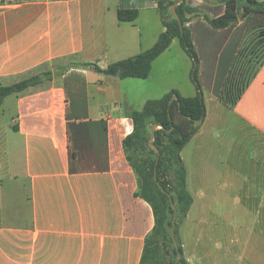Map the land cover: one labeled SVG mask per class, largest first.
I'll list each match as a JSON object with an SVG mask.
<instances>
[{"label":"crops","instance_id":"obj_1","mask_svg":"<svg viewBox=\"0 0 264 264\" xmlns=\"http://www.w3.org/2000/svg\"><path fill=\"white\" fill-rule=\"evenodd\" d=\"M187 5L196 10L187 27L206 119L181 152L194 198L179 228L184 257L188 264H264V65L235 108L219 101L253 15L240 10L236 23L215 29L203 16H223L225 0ZM122 10L139 16L120 22ZM165 30L157 0H115L112 7L110 0H0V83H17L42 66L52 73L44 86L0 107L14 115L11 126L0 123V264H141L155 216L136 197L124 150L136 111L125 86L149 81L157 99L173 90L194 98V63L175 39L146 80L80 65L106 69L152 48ZM176 45L180 72L167 63Z\"/></svg>","mask_w":264,"mask_h":264},{"label":"trees","instance_id":"obj_2","mask_svg":"<svg viewBox=\"0 0 264 264\" xmlns=\"http://www.w3.org/2000/svg\"><path fill=\"white\" fill-rule=\"evenodd\" d=\"M157 1L166 30L152 48L134 57L115 62L106 69L92 63H83L80 67L122 80L130 78L146 80L152 71L153 62L169 49L175 39L179 40L184 51L193 60L191 77L198 95L194 98H185L173 90L160 99L148 100L142 110L130 113L133 132L124 140L127 160L138 180L136 197L149 203L155 216L154 229L145 240L141 264H188L184 257L183 246L179 241V221L187 217L194 198L187 186V170L181 152L196 136L206 119V106L198 78L199 59L192 42L191 32L187 27L189 20L187 14H193L196 10L187 5V0L177 7V13L182 22L181 30L178 19L171 9L178 0ZM240 2L243 4L242 8L239 5ZM225 4L226 12L223 16L218 18L203 16L215 29L227 28L236 23L240 10L243 17L253 15L219 95V101L225 107L233 109L264 65V22H258V20H264V2L225 0ZM138 16L137 10L118 12L120 22H134ZM42 68L43 66L36 69L40 70L38 73L30 72L21 81L12 85L5 86L0 83V107L7 97L19 95L30 88L42 87L51 81V71H43ZM69 68L70 66L64 68L61 73ZM174 96H177L178 100L170 104ZM155 124L161 127L156 130L154 140L155 146L160 150L158 164V154L150 145L152 128ZM156 164L157 180H155ZM170 198L177 208L174 235L178 241V248L171 233L174 208ZM179 254L181 259L177 263Z\"/></svg>","mask_w":264,"mask_h":264},{"label":"rangeland","instance_id":"obj_3","mask_svg":"<svg viewBox=\"0 0 264 264\" xmlns=\"http://www.w3.org/2000/svg\"><path fill=\"white\" fill-rule=\"evenodd\" d=\"M262 2H264V0ZM114 4H115V0H110V6L112 7V6H114ZM150 13L154 14L153 11H151ZM178 46L179 45H176L174 47V49H172V51L169 53L170 57L167 58V63H169V64L172 63V66L170 65V67H169L170 70L180 72L181 59H180V56H178L177 52H176V49L179 51V49H178L179 47ZM187 56H189V55L187 54ZM65 64L68 65L69 63H65ZM39 71L40 70L33 71L32 74L38 73ZM165 72L168 73L167 70ZM19 80H21V78ZM19 80H17V81H19ZM134 82H136V84H134L133 86H127L126 85L125 89L126 90L130 89L132 91V95H130V98L133 99V106L135 107L134 109L136 111H140V110L143 109V106H142L140 100L138 99V95L142 91L141 90V87H142L141 84L143 86L144 85L147 86L146 87L147 91H146L145 97H148V100L157 99L158 97H161V96H158L160 94H156L155 89H153L155 83H153V82L150 83L149 81H134ZM139 82H142V83H139ZM12 114L13 113L11 111L10 112L7 111L6 114L0 112V123L3 124V125H7V127L11 126L12 125L11 124L12 123V118L14 117V115H12ZM184 155H185V157H187L189 155V149L185 151ZM182 223H183V220L179 221V228L181 227ZM187 233H189L186 236L187 240L190 241V243L192 242L191 244H193V239L196 236L195 231L190 230L188 228L187 229ZM179 241L182 244L184 242V237L179 235ZM216 243H217V246L215 247V249H217L218 251L222 252L224 250L225 246H223V243H222V241L219 240V237L217 238V242Z\"/></svg>","mask_w":264,"mask_h":264},{"label":"water","instance_id":"obj_4","mask_svg":"<svg viewBox=\"0 0 264 264\" xmlns=\"http://www.w3.org/2000/svg\"><path fill=\"white\" fill-rule=\"evenodd\" d=\"M185 0H178L173 6H172V12L174 14V16L178 19V22L180 24V27H181V30H182V22L178 16V13H177V7L182 4ZM174 100H178V97L177 96H174L170 102V104L174 101ZM161 127L158 126V125H154L153 128H152V136H151V140H150V145L151 147L156 150L157 154H158V160H157V164L159 162V158H160V150L158 147L155 146L154 144V140H155V134H156V130L160 129ZM157 164H156V167H155V180H157ZM158 186L161 187V185L158 183ZM161 189L164 191V189L161 187ZM165 192V191H164ZM171 200V203H172V206L174 208V218H173V226L171 228V233H172V238H173V241L176 245V247L178 248V241L174 235V229H175V225H176V217H177V208L176 206L174 205L173 203V200L170 198ZM181 259V254L178 255V259H177V263L180 261Z\"/></svg>","mask_w":264,"mask_h":264}]
</instances>
